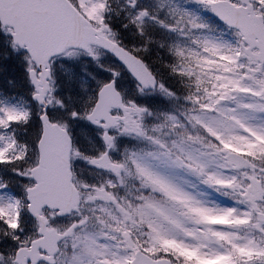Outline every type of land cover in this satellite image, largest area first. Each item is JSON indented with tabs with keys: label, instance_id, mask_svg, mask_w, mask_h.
<instances>
[{
	"label": "snow or ice",
	"instance_id": "6c2138e0",
	"mask_svg": "<svg viewBox=\"0 0 264 264\" xmlns=\"http://www.w3.org/2000/svg\"><path fill=\"white\" fill-rule=\"evenodd\" d=\"M0 264H264V0H0Z\"/></svg>",
	"mask_w": 264,
	"mask_h": 264
}]
</instances>
